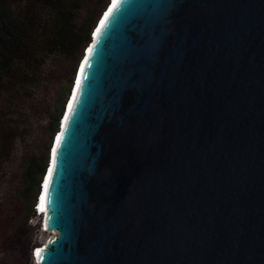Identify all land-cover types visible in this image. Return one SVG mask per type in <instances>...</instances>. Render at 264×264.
Listing matches in <instances>:
<instances>
[{"label":"water","instance_id":"water-1","mask_svg":"<svg viewBox=\"0 0 264 264\" xmlns=\"http://www.w3.org/2000/svg\"><path fill=\"white\" fill-rule=\"evenodd\" d=\"M105 14L54 141L37 264H264V0Z\"/></svg>","mask_w":264,"mask_h":264},{"label":"trees","instance_id":"trees-1","mask_svg":"<svg viewBox=\"0 0 264 264\" xmlns=\"http://www.w3.org/2000/svg\"><path fill=\"white\" fill-rule=\"evenodd\" d=\"M113 0H0V264H37L35 207L83 57Z\"/></svg>","mask_w":264,"mask_h":264},{"label":"clouds","instance_id":"clouds-1","mask_svg":"<svg viewBox=\"0 0 264 264\" xmlns=\"http://www.w3.org/2000/svg\"><path fill=\"white\" fill-rule=\"evenodd\" d=\"M71 98V97H70ZM68 104H69V102H68ZM68 104H67V106H68ZM67 108V107H66ZM64 118V117H63ZM63 121V120H62ZM58 136V135H57ZM57 138V137H56ZM52 151H53V149H52ZM52 153V152H51ZM45 180V179H44ZM44 184H45V182H43V185H42V190H44L43 188H44ZM43 197H44V193H43V191L41 192V195H40V197H39V200H38V203H37V205H36V207H35V211H36V213H37V215H44L43 213H40L41 212V207H42V200H43Z\"/></svg>","mask_w":264,"mask_h":264},{"label":"bare ground","instance_id":"bare-ground-1","mask_svg":"<svg viewBox=\"0 0 264 264\" xmlns=\"http://www.w3.org/2000/svg\"><path fill=\"white\" fill-rule=\"evenodd\" d=\"M114 2V1H113ZM112 2V3H113ZM106 14H104V16H105ZM104 16L102 17V19L101 20H103V18H104ZM44 187H45V184H44ZM42 206H43V209H44V197H43V200H42ZM38 249V248H37ZM35 256V255H34Z\"/></svg>","mask_w":264,"mask_h":264},{"label":"rangeland","instance_id":"rangeland-1","mask_svg":"<svg viewBox=\"0 0 264 264\" xmlns=\"http://www.w3.org/2000/svg\"><path fill=\"white\" fill-rule=\"evenodd\" d=\"M47 233L49 234L50 238H51V237H54V235H55V234H53V233H51V232H47Z\"/></svg>","mask_w":264,"mask_h":264},{"label":"snow or ice","instance_id":"snow-or-ice-1","mask_svg":"<svg viewBox=\"0 0 264 264\" xmlns=\"http://www.w3.org/2000/svg\"><path fill=\"white\" fill-rule=\"evenodd\" d=\"M109 15H110V13H109ZM108 19V15H106V17H105V20H107ZM91 51V50H90ZM37 255H39V253H37Z\"/></svg>","mask_w":264,"mask_h":264},{"label":"built area","instance_id":"built-area-1","mask_svg":"<svg viewBox=\"0 0 264 264\" xmlns=\"http://www.w3.org/2000/svg\"><path fill=\"white\" fill-rule=\"evenodd\" d=\"M47 231V230H46Z\"/></svg>","mask_w":264,"mask_h":264}]
</instances>
